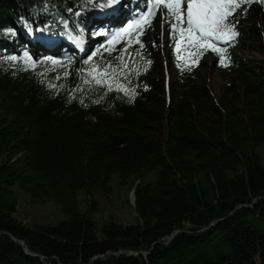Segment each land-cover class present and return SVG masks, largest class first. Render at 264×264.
Segmentation results:
<instances>
[{"label":"trees","instance_id":"16d2710c","mask_svg":"<svg viewBox=\"0 0 264 264\" xmlns=\"http://www.w3.org/2000/svg\"><path fill=\"white\" fill-rule=\"evenodd\" d=\"M107 5L0 0V264H264V2L229 18L234 77L218 97L174 61L158 76L157 15L112 90L97 85L91 68L116 65L129 40L103 39ZM252 48L261 57L235 54ZM114 178L134 190L132 224L95 220ZM16 190L65 218L28 225Z\"/></svg>","mask_w":264,"mask_h":264},{"label":"rangeland","instance_id":"374dc122","mask_svg":"<svg viewBox=\"0 0 264 264\" xmlns=\"http://www.w3.org/2000/svg\"><path fill=\"white\" fill-rule=\"evenodd\" d=\"M124 1L125 2L122 4V8L116 6L117 2L108 3L110 6L112 5V7L107 10L111 11L113 8H118L119 10V14L115 17V19L109 18L111 16H108L107 14L103 16L102 13L98 16V20L105 25V29L103 31H107L106 35L103 37L104 40H110L116 34L121 33L127 25L130 24H125L124 15H127L126 12L130 13L129 16H136L138 14V10L144 13L149 7H146V3L141 2L140 0ZM137 18L139 19L140 16ZM167 19L170 21L171 17H168ZM120 20H122L121 24L119 22ZM158 20L160 22L158 27V42L150 40L153 42L149 43L159 52L157 57L162 61V65L164 67L163 72H159L158 76L164 75L165 79H169L172 74L168 72V64L169 61H174L177 64L200 74L201 77L210 85L213 95L217 97L220 96L222 88L225 85L230 84L233 80L232 78L234 77V75L229 73V58H227L225 66V64H221L219 62L220 58H216L215 52L209 50L206 51L207 55L204 58H201L200 56L198 63L193 64L192 61L195 57L190 55L189 51L185 50L186 42L181 43V49L179 53L177 52L176 44L178 42V36L176 34H172L170 23L165 20V10L163 8L158 9ZM222 44L223 43H219L218 46L224 48ZM235 54L240 58L261 57V54L253 48L245 52L235 51ZM180 57H183V59ZM215 64L218 66L216 69L214 68L216 66ZM258 151L264 165V146L258 149ZM16 194L19 199L18 216L28 225H57L65 218L61 211V207L54 201L36 206L29 202V197L24 192L16 190ZM96 200L98 202V211L95 214V220L98 224L109 220H114L122 224H132L136 221L137 215L135 212L134 190L130 191L127 187L119 186L116 178H114L112 182V191L108 195H96ZM85 206V197L83 192H80V210L84 211Z\"/></svg>","mask_w":264,"mask_h":264},{"label":"snow or ice","instance_id":"6c2138e0","mask_svg":"<svg viewBox=\"0 0 264 264\" xmlns=\"http://www.w3.org/2000/svg\"><path fill=\"white\" fill-rule=\"evenodd\" d=\"M115 2L117 0H111V3ZM250 2L252 0H149L148 10L134 24L127 25L121 33L113 36L112 40L108 42L111 45L113 41L121 36L129 34V40L125 42L126 46L121 49V55L115 58L118 63L116 65L107 64L103 69L94 66L91 68L89 75L92 76L97 85H107L108 90L111 91V81H117V78L123 75L125 69L128 68V59H126L127 56H130L128 47L131 46L133 41L139 44L140 48L144 47L139 40V36L143 34L146 26H150L156 11L161 7L165 10V20L170 23L172 34L178 36L176 44L178 53L181 49V43L186 42L185 50L195 57L192 61L193 64L198 63L200 56L211 50L220 57L219 62L226 66L227 49L219 47L218 44L229 43L234 40L236 35L235 24L230 23L229 18L235 15L237 9ZM261 2H264V0H261ZM168 17H171L170 21L167 19ZM133 28L137 30L134 36L131 34ZM106 50L111 51L112 49ZM136 54L140 55L139 51ZM140 58L143 59L142 56ZM180 58L183 59V57ZM10 59L16 60V57H10ZM28 59L30 63H34L30 61V58ZM89 60H91V57ZM50 62L53 65L59 63L56 60ZM146 63L151 62L146 61ZM84 82L89 83L88 80ZM52 87H55V85H52ZM116 90L133 95L132 91L124 88L118 82H116Z\"/></svg>","mask_w":264,"mask_h":264},{"label":"bare ground","instance_id":"6f19581e","mask_svg":"<svg viewBox=\"0 0 264 264\" xmlns=\"http://www.w3.org/2000/svg\"><path fill=\"white\" fill-rule=\"evenodd\" d=\"M124 2H125L124 0H121V1H120V0H117L116 6L122 8V6H123L122 4H123ZM108 3H111V0H108ZM111 7H112V5L110 6V5L108 4V5L106 6L105 10L108 11L107 9H110ZM133 7H134V6H133ZM111 11L114 12V13H113V14H110V15L108 14V16H111V17H109V18L115 19V17L118 16V14H119V12H118L119 10H118V8H117V9H116V8H113V9H111ZM104 12H105V11H104ZM137 13H138V12H137ZM102 14H103V13H102ZM115 14H116V15H115ZM126 14L129 16L130 13H129V12H126ZM112 15H115V16H112ZM136 16L139 17V13H138ZM136 16H135V17H136ZM95 19H96L98 22H100V21L98 20V15L95 16Z\"/></svg>","mask_w":264,"mask_h":264},{"label":"water","instance_id":"95a60500","mask_svg":"<svg viewBox=\"0 0 264 264\" xmlns=\"http://www.w3.org/2000/svg\"><path fill=\"white\" fill-rule=\"evenodd\" d=\"M180 231H177V232H175L171 237H168L167 239L168 240H171L177 233H179ZM26 249H27V246H26V244L24 243V242H20ZM136 255V254H135Z\"/></svg>","mask_w":264,"mask_h":264}]
</instances>
